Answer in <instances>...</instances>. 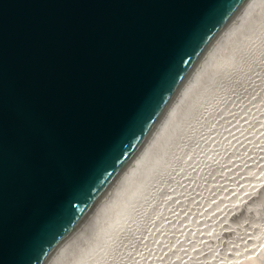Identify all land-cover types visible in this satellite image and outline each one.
Masks as SVG:
<instances>
[{
	"label": "water",
	"instance_id": "1",
	"mask_svg": "<svg viewBox=\"0 0 264 264\" xmlns=\"http://www.w3.org/2000/svg\"><path fill=\"white\" fill-rule=\"evenodd\" d=\"M252 1L0 0V264L67 255Z\"/></svg>",
	"mask_w": 264,
	"mask_h": 264
},
{
	"label": "bare ground",
	"instance_id": "2",
	"mask_svg": "<svg viewBox=\"0 0 264 264\" xmlns=\"http://www.w3.org/2000/svg\"><path fill=\"white\" fill-rule=\"evenodd\" d=\"M263 50L264 0H253L246 7L245 13L234 15L231 22L227 23L222 31H220L215 39H213V41L209 44L207 50L204 52L198 63L195 65L179 89L176 97L173 99L167 111L163 115V118L153 130V133H151L143 147L140 149L138 155H136L131 164L127 167L123 176L104 203L90 227L58 264H125L126 262H121V259L124 261L126 258L123 256V258H121L119 261L118 258L120 255H125L127 253L130 256V252L132 251L136 252L137 254V252H141L139 250L142 248L145 249L155 245L156 240L164 241V236H166V234V237L169 240H171V238H175V234H177L175 231L179 225L182 227V225L185 224L184 228L187 225H192L193 222L195 226L197 224L200 225V221L203 219L199 220V218L197 219L193 213L191 214V212L194 211H192V209H194V204H197L195 199L192 198L194 197L192 195L195 193H192L191 197L186 199L187 195L184 196V193L173 189L174 183L182 176L190 178V176L194 173L206 172L204 175L200 174L202 181L201 179L198 181L200 182L199 185H205L203 186V188L205 187L204 192L205 189L210 190L213 187V184L210 183L213 182V180L208 181L206 185V181L208 180L207 177H209L208 172L209 170H215V165L218 164L220 159L222 160V156L218 155L209 163L203 162L202 164L201 161L210 153V150H215L217 145L220 143H218L219 139L222 140L223 135H229V130H231V132H233V130L238 132L242 126L241 125L240 127H237L239 123H229L230 118L228 119V117L231 116V114H235L233 113L234 110H228V108L227 110L221 112V114L219 113L225 107L228 97L231 96V93H228V90H226L224 86L226 83L236 81V79H239V81L241 78L243 79L244 75L246 74L241 73L239 70H246L249 66L251 70L253 64H255L254 67H256V64L258 61H260V59L252 57L255 52L258 51V53H261ZM236 99V101H238L239 98ZM243 104H241V102L237 104L238 112H241V110L244 109V107H242ZM255 104L256 103H254L253 106ZM249 106H252V104ZM236 114L238 113L236 112ZM224 116L226 118H223ZM208 119L212 120L210 125L205 124L207 123ZM227 119L229 121H226ZM231 127L232 129H230ZM197 136L199 137L197 138ZM217 136H219L218 141H212L213 139H217ZM192 152H196V157L190 155ZM199 158L201 160H199ZM180 162H183V166L182 164H179ZM172 173L173 176L175 175L176 177L175 180L171 179ZM206 174L208 175L206 176ZM250 175L251 173H249V177ZM234 177L236 178L235 175ZM239 177L240 173L237 174V178L240 180L242 176L240 178ZM243 177L246 178L247 174H244ZM263 179L264 175L252 182L257 183L258 180ZM199 185H196V183L194 185L192 184L191 188H196L195 190H197ZM227 188L228 187L224 189ZM247 190L248 189H246L245 192ZM177 194L179 195L177 196ZM207 194L206 198L209 199ZM230 194H227L226 197H228ZM204 196L202 197L204 198ZM206 198V206L212 204L211 199L207 200ZM175 202L178 204H175V206L171 208V205H173ZM189 204L191 205L189 206ZM184 205H186V207L188 205V207H183ZM162 206L166 209H162ZM185 208L189 214H187L188 218L186 217L187 221H185L184 224H181L182 221H174V218V220H172L171 217L173 215L171 214L176 212L178 215L182 214L184 211H186ZM157 215H159L162 219L167 218L166 222L163 223L160 221V217V220L158 221ZM161 215H163V217ZM222 217L223 214L218 219L216 218V226H218L217 222ZM168 218L171 220H168ZM154 219L157 220L153 222ZM203 222H206V220L202 221L201 224ZM156 224L159 225L156 226ZM168 224H170V226L167 228L168 232L170 233V237L168 236V232L165 230V227ZM203 225L202 228L199 227L200 229L198 231L197 229L192 231V227L189 226L191 227L189 228L191 232H188L191 238L186 244L188 246L186 253L189 252V257L190 254L193 256V247L195 246L194 239H196V237L198 238L199 235H201L202 238H210L215 230V225L211 224V222L210 224L205 223ZM172 226L173 230L170 231V227ZM255 227H257V230L253 228L247 232V234H249V239H252V241L248 240L247 242L254 244L257 241L259 243L256 245V248L251 246L254 251L255 249H258L256 252V255H258L264 251V234H262V231L264 230V222H261V224L257 223ZM254 229L257 231V233L252 232ZM152 230L154 231L152 232ZM259 232H261V234H259ZM151 233L154 236L161 233V237H163V239L156 238L155 241H151ZM166 239L165 241H167ZM176 239H174L175 242ZM181 239L184 241L183 237L180 238V240H177L181 241ZM236 240L237 239L234 241V246L232 245L230 247L237 248V251L238 249L240 250L243 248L242 253L238 251V256L240 255L239 257L237 256L235 260L233 259L236 249L234 251L232 248L225 250V254L224 251L222 254H219L218 259H216V257V260L211 259V262L213 263L214 261L213 264H232L233 262L239 264H248V259L250 258L251 254L253 255L254 252L250 251L252 250L251 247L248 249V245L246 246L247 249L244 248L247 242L243 247L242 241L239 242ZM159 241H157V247H160L158 250L160 251L159 253L165 250L166 256H169V258L171 257L174 262H179V252L175 253L176 250H174L176 248L175 246H177V242L174 244L173 242L172 244H168V242L166 243L167 245L165 244L166 246H164L163 243L161 244ZM171 241H173V239ZM260 242H263V244L261 245ZM251 243H249V245ZM135 244H137L138 247L135 246V248H133ZM127 246L128 249L130 247L128 250L129 253L125 250ZM142 252L144 251L142 250ZM210 256H212V253H210ZM224 257H226L225 259H228L227 257H231L232 263H225V261L222 260ZM161 258H156V264H159L157 262H160L158 260ZM209 258L211 257L208 256V259ZM190 259L192 258L187 259L188 261L186 260L189 264H202L199 259H196V263H193V261L191 262ZM152 263L153 260L149 264ZM139 264L147 263L143 261Z\"/></svg>",
	"mask_w": 264,
	"mask_h": 264
},
{
	"label": "rangeland",
	"instance_id": "3",
	"mask_svg": "<svg viewBox=\"0 0 264 264\" xmlns=\"http://www.w3.org/2000/svg\"><path fill=\"white\" fill-rule=\"evenodd\" d=\"M263 52H264V50L261 53H258V51L255 52V54L253 53L254 55H257V56L253 55L252 58H259L260 59V61H258V63L256 64V67H254L255 64H253L252 65L253 67H251L252 68L251 70H250V66L246 70H243V69L239 70L241 73H244L247 75V77H246V75H244L245 79H244V77H243V79L241 78L240 81H239V79H236V81H233V82L231 81L229 83H226L224 86V88H226V90H228V93L229 92L231 93L230 94L231 96L228 97V101L226 103L227 107L225 105V107L219 113L221 114V112H223L224 110H227L228 108H229L228 110H234L233 113H235V114H231V116L228 115L229 116L228 119L230 118L229 123H233V122H234V124L239 123L237 125V127L238 126L240 127L241 125L242 126H241V129L238 130V132H235V130H233V132H231V130H229L230 134L229 135H223L222 140L219 139V141H218L219 136H217V139H215V140L213 139L212 141H218V143L220 142L219 145H217L215 150H212V151L210 150V153L205 157L206 159L203 158L201 161L202 164H203V162L209 163L214 158H216L218 155L222 156V160L220 159L218 161V164L215 165L216 166L215 170H213V171L209 170V172H208L209 177H207L208 180L206 181V185H207L208 181L213 180V182H210L213 184V187L211 185L212 188L210 190L205 189V192H204L205 187L203 188V186H205V185H202V186L199 185L200 182H198V181H200L201 175L202 174L204 175L206 172L205 173L204 172L194 173L193 175L190 176V178L182 176L180 179H177L174 183L173 189L178 191V192L184 193L183 194L184 196L187 195L186 199L190 198L192 193H195L192 195V196H194L192 198L195 199L197 204H194V207H193L194 209H192V211L193 210L194 211L191 212V214L193 213V215H195L197 217V219L199 218V220L203 219L200 221V225L197 224L198 225V227H197V225L195 226L194 222H193L192 225L195 227H193L192 225H187L184 228V225H185L184 222L187 221V218H188L187 214H189V213H187V210H186L188 205H187V207H186V205H184L183 207H186L185 208L186 211L183 210L184 212L182 214L178 215L177 212L174 214H171L174 216V217L173 216L171 217L172 220L175 219L174 221H176V222L182 221L181 224H184V225H182V227L180 225H179V227L177 226V228H176L177 232L175 231V233H177V234H175V238H171V240L173 239V241L169 240L166 237L167 234H166V236H164L165 237L164 241L156 240V238L157 239L158 238L163 239V237H161V233L160 234L157 233L158 235H155V236L151 233L152 236H151L150 240L151 241L156 240L155 245H152V247H147L148 251H147V248H145L147 252L145 251L144 248L139 250L141 252H137V254H136V252L132 251V252H130L131 257L127 253L125 255L122 253L123 255H120L118 258L119 261L124 256V258H126V259H124V261H123V259H121V262H123V263L128 262L127 264H129V262L131 260L133 262L131 261L130 264H133V263L139 264L143 261L145 263L149 264L152 260H153V263L156 264V261H157L156 258L162 257L161 259L158 260L160 262H157V263H159V264H189L187 262L188 261L187 259L192 258L190 260H191V262L193 261V263H196L195 262L196 259L197 260L199 259L202 264H205V263L206 264H213L214 261L212 263L211 259L212 260L218 259V255L222 254L223 251L225 254V250H227V249L233 248L234 251L236 249L235 255L233 256L234 260L238 256L239 252H241V253L243 252V248L240 249L241 251L238 249V251H239L238 252L237 248L230 247L235 243L234 242L235 239H237L236 241H239V242L242 241L243 247H244V244L248 240L252 241V239L251 240L249 239V237H248L249 234H247V232L249 230H252L253 228H255L257 230V227H255L256 224L257 223L261 224V222H264V179L258 180L257 183L252 182L254 180H257V178H261L264 175V53ZM234 95H236V96H234ZM236 98H239L240 100L238 99V101H236L237 100ZM235 101H236V103H235ZM238 102L239 103L241 102V104L244 103L242 106V107H244V109L241 108V109H243V110H241V112L237 111V108H238L237 104H239ZM254 103H256V104L253 106ZM250 104H252V106H249ZM235 111L238 114H236ZM215 114H218V113H215ZM240 115H241V117H240ZM243 117H244V119H243ZM223 118H226V117L224 116ZM228 119L226 121H229ZM211 123H212V120L208 119L207 123H205V124L210 125ZM230 125H232V124H230ZM230 129H232V127ZM229 131H227V132H229ZM253 135H255V136H253ZM198 137L199 136H197V138ZM190 155H192L193 157H196V152H192V154H190ZM182 159H184V158H182ZM199 160H201V159L199 158ZM179 164H182V166H183V162H180ZM195 167H194V169H195ZM238 173H240V177L242 176L241 178L239 177L240 180L237 178ZM249 173H251L250 177H249ZM196 174L197 175L199 174V175L197 176ZM244 174H247L246 178L243 177ZM207 175L208 174H206V176ZM234 175L236 176V178L234 177ZM171 179H174V180L176 179L175 175L173 176V173H172ZM201 181H202V179H201ZM195 183H196V185H199L197 187V190H195L196 188H194V189L191 188L192 187L191 185L192 184L194 185ZM253 184H254V186H253ZM259 184H261V185H259ZM257 185H259V186H257ZM226 187H228V188L224 189ZM190 188L193 190H191ZM246 189H248V190L245 192ZM174 190H172V191H174ZM227 190H228V192H227ZM207 191H208V194H207ZM230 192H231V194H230ZM204 193H206L207 197L209 199H211L212 204H209L206 206V201H205L206 194H204ZM211 194H212V196H211ZM227 194H230V195L228 197H226ZM178 195L179 194H177V196ZM202 196H204V198ZM209 199H207V200H209ZM202 201H203V203H202ZM175 204H178V203H176V202L173 203V205H171V208L174 207ZM190 205L191 204H189V206ZM164 208L165 207L162 206V209H164ZM181 208H179V209H181ZM221 208H222V210H221ZM218 211H219V214H218ZM220 214L221 215L223 214V217L220 218L221 220L219 219L220 221L218 220V222H217L218 226H216V220L221 216ZM161 216L163 217V215H161ZM159 217L160 216L157 215L158 221L161 219L160 221H162L163 223L166 222L167 218L162 219L160 217V219H159ZM176 218H177V220H176ZM157 219H154L153 222L156 221ZM168 220H171V219L168 218ZM205 220H206V222H203L201 224V222L205 221ZM210 222H211V224L215 225V230H214L212 236L210 238H202L201 235H199L198 238L196 237V239H194L195 246L193 247V250H194L193 256H191V254H190V257H189V252L186 253V251L188 250V246L186 244L188 243V241L191 238V236H189L190 235L189 232H191L189 228L192 227V229H193L192 231H194L196 229L198 231L200 229L199 227L202 228L203 226H205L203 224H205V223L210 224ZM157 225H159V224H156V226ZM168 226H170V224H168L165 227V230L167 232H168V229H167ZM189 226H191V227H189ZM255 229L252 232L257 233V231ZM172 230H173V226L170 227V231H172ZM153 231L154 230H152V232ZM262 232H263L262 234H264V230ZM162 234H163V232H162ZM259 234H261V232H259ZM177 235H178V237H177ZM168 236L170 237L169 232H168ZM176 237L178 240H180V238L183 237L184 241L182 239H181V241H178L176 239ZM240 238H241V240H240ZM165 239L167 241H165ZM174 239H176L177 243L174 241ZM259 239H261V238H259ZM157 241H159L161 244L163 243L164 246H166L167 245L166 243H168V242H169L168 244H172V242H173V244L176 243L177 246H175L176 248L174 247L175 248L174 250H176L175 253L179 252L178 255L180 258L179 257L178 258L180 259V261L174 262L171 257L169 258V256H166L165 250L161 251V253H159L160 251H158V250L160 247L159 248L157 247V244H158ZM253 241H254V239H253ZM131 242H133V241H131ZM141 242H142V239H141ZM249 243H251V242H249ZM249 243L247 242L244 248L247 249V247H249L248 249H250L251 246L256 248V245L259 244L257 241L255 243L253 242L254 244L251 243L249 245ZM262 244H263V242L261 243V245ZM127 245H128V243H127ZM261 245H259V246H261ZM135 246L138 247L137 244H135L133 248H135ZM129 249H130V247H129ZM129 249L127 246L125 250L128 252ZM169 249H170V247H169ZM142 250L144 252H142ZM172 250H173V248H172ZM250 251L251 252L253 251L254 253H253V255L251 254L250 258L248 259V264H264V251L258 255H256V252L258 251V249H255V251H254V249L252 248V250H250ZM139 253H141V254H139ZM210 253H212V256H210ZM138 254H139V256H138ZM127 256H129V257H127ZM137 256H138V258H137ZM208 256L211 257V258H209L210 260L208 259ZM139 257L141 260L139 259ZM215 257H216V259H215ZM133 258H134V260H133ZM225 258L226 257H224L222 259L223 261H225V263L226 262L232 263L231 257L230 258L227 257L228 259H225ZM240 258H243V257H240ZM115 259H116V257H115ZM137 261H138V263H137ZM236 261H238V260H236ZM232 264H239V263L233 262Z\"/></svg>",
	"mask_w": 264,
	"mask_h": 264
}]
</instances>
